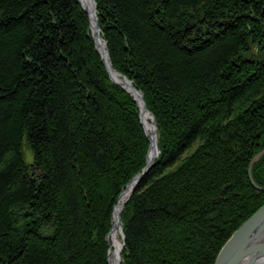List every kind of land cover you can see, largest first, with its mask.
I'll return each mask as SVG.
<instances>
[{
  "label": "trees",
  "instance_id": "obj_1",
  "mask_svg": "<svg viewBox=\"0 0 264 264\" xmlns=\"http://www.w3.org/2000/svg\"><path fill=\"white\" fill-rule=\"evenodd\" d=\"M93 1L157 127L119 264H214L264 204V0ZM149 145L78 0H0V264H109Z\"/></svg>",
  "mask_w": 264,
  "mask_h": 264
},
{
  "label": "water",
  "instance_id": "obj_2",
  "mask_svg": "<svg viewBox=\"0 0 264 264\" xmlns=\"http://www.w3.org/2000/svg\"><path fill=\"white\" fill-rule=\"evenodd\" d=\"M89 1L91 4L92 13L90 12L84 0H78L83 10L85 11V13H87L89 16L90 29H91L93 40L97 47V51L100 53L103 59V62L106 67V71L109 75L110 80L113 82V80L111 79V73L114 72L122 79V83L121 82L120 83L113 82V83L121 87L126 92H128L131 96L134 97L135 101L138 104L139 111H140V120H141V123L143 124V120H142L143 112L149 113V111L147 110L145 106L143 95L134 87L131 81H129L127 78H125L124 76H122L121 74H119L113 69L109 56H108L107 49H106V43L99 37L100 29L98 25V19L96 16V5L93 0H89ZM99 38L103 41L104 50L98 47ZM150 115H151V119L153 122V131L151 132V135H148L150 145H149V150H148V154L146 157V166L140 174H137L126 185V188H127L129 185L132 184V189H131L130 194L126 198L125 202L128 200L129 196L133 192L137 182L147 173V171L151 168L154 159L159 155V149L157 146V138H156L157 127H156L153 115L152 114ZM143 128H144V125H143ZM153 149L156 151L154 152ZM263 155H264V151L259 153L251 162L250 168L252 164L258 161ZM249 174H250V170H249ZM250 180H251L252 185L256 189L264 191V188H259L257 185H255V183L253 182L251 178V175H250ZM123 192L118 197V200H117L118 202L121 199ZM124 203L122 204V206L124 205ZM122 206L118 211H116L117 206L114 207L113 218L116 212L117 219H116L115 224H120L121 240L123 241L124 236L122 234V226H121V220H120V212H121ZM263 238H264V204L230 236V238L226 241V243L223 245V247L219 251L214 264H259L261 263L264 260L263 259L264 258ZM123 249H124V244L122 243V250ZM108 262L109 264H113L110 259H108Z\"/></svg>",
  "mask_w": 264,
  "mask_h": 264
},
{
  "label": "bare ground",
  "instance_id": "obj_3",
  "mask_svg": "<svg viewBox=\"0 0 264 264\" xmlns=\"http://www.w3.org/2000/svg\"><path fill=\"white\" fill-rule=\"evenodd\" d=\"M84 1H85L86 5L88 6L90 12L92 13L90 1L89 0H84ZM98 47L104 50V44L100 38H99V42H98ZM111 79L113 80V82H116V83L121 82L122 83V79L117 74H115L114 72L111 73ZM142 120H143L145 132L147 133V135H151V132L153 131V122L151 119V115L148 112H143ZM155 151L156 150H154V152ZM131 189H132V184L129 185L125 189V191L123 192L122 197L118 202L116 211H118L121 208L122 204L125 202L126 198L130 194ZM116 219H117V213L115 212L114 218H113L114 227L109 234V245H110V247H109V251H108V259H110L113 264H119L120 255L122 252V242H120V239H119V236L121 235L120 234L121 233L120 232V224H115ZM263 240H264V238H263ZM259 264H264V260Z\"/></svg>",
  "mask_w": 264,
  "mask_h": 264
},
{
  "label": "rangeland",
  "instance_id": "obj_4",
  "mask_svg": "<svg viewBox=\"0 0 264 264\" xmlns=\"http://www.w3.org/2000/svg\"><path fill=\"white\" fill-rule=\"evenodd\" d=\"M22 154H23L24 161L28 164H31L32 160H33V156H32L31 151L27 148V146L25 144L22 147ZM119 239H120V242H122L121 241V235L119 236Z\"/></svg>",
  "mask_w": 264,
  "mask_h": 264
}]
</instances>
